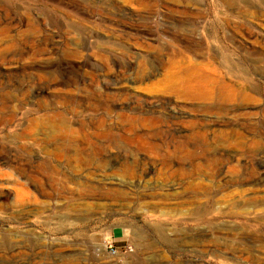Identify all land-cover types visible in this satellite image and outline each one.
Returning a JSON list of instances; mask_svg holds the SVG:
<instances>
[{
	"label": "rangeland",
	"instance_id": "1",
	"mask_svg": "<svg viewBox=\"0 0 264 264\" xmlns=\"http://www.w3.org/2000/svg\"><path fill=\"white\" fill-rule=\"evenodd\" d=\"M192 65L236 99L166 94ZM0 112V264H264V0H0Z\"/></svg>",
	"mask_w": 264,
	"mask_h": 264
},
{
	"label": "bare ground",
	"instance_id": "2",
	"mask_svg": "<svg viewBox=\"0 0 264 264\" xmlns=\"http://www.w3.org/2000/svg\"><path fill=\"white\" fill-rule=\"evenodd\" d=\"M65 68H67V67H65ZM202 70H203L202 67L197 66V65H192L188 68H185L180 74L167 75L164 79V88H165V91L167 92L166 94L172 93L179 100L181 99L183 101H185V100H188V101L189 100H191V101H194V100L195 101H198V100L206 101V100H211L212 98H214L215 93H217L216 90H218L219 91L218 94L220 93L219 97H221L222 100L232 102L236 99V96H237L236 92L229 85H227L224 82H220L218 79L207 75ZM67 82L69 83L70 81H67ZM0 113H2V112H0ZM228 116H229V114H228ZM5 118H9V115L5 116ZM150 121L154 124L153 120H142L138 124H133V125L130 124L129 125L130 131H128V132H129V135H132V138H130V136L127 137V136L122 135V141H128L131 143L137 141V143H139V147H140L141 151H144V152H147V153H150L153 155L156 154L157 156H160L164 162H168L170 149L175 151L178 149L179 146L177 144L169 146L170 142L168 143L167 141L166 142H163V141L156 142L150 133H148L147 131L144 132V128L148 126V123ZM4 122H6L5 119L0 120V125H2ZM194 125L195 124H190L189 128L192 129ZM137 126H140V128L143 130V132H139L133 136V134H130V133L133 132L132 130L136 129ZM152 126H154V125H152ZM67 127L65 129L66 134L63 136L59 135L60 131L58 130V128H56V127L51 128L49 130V133H48L46 139L48 141H50L55 146V148L60 149L63 152H65L66 155L71 154L72 158L74 157V159L78 162V164L80 166H86L85 164H87L89 162L90 156H91V149L89 148L90 146L87 143L88 139L83 138V140H81L80 142H76L72 137L71 128H69V127L67 128ZM191 131H190V135H191ZM109 132H112V131L109 130ZM216 134H218V133L216 132ZM191 137L192 136H190V138ZM190 138L188 136H185V139H187V140ZM207 146H208V144L203 145L204 148H202V150L206 151ZM45 148H47V147H45ZM192 150L195 151V149H192ZM186 152H188V151L186 150ZM206 160H208V159H206ZM3 164L10 167L14 171H17V167L12 166V163L9 160H4V159L1 160L0 159V167ZM17 166L19 167L21 165H17ZM19 171L21 172L20 173L21 178H26L27 181L30 183L38 182L35 175H32L31 172H27L22 168ZM71 181L74 182L75 184L77 183V180H71ZM111 182L115 183V184L117 183L116 185L119 188H125V185L123 182H119L118 180L111 181ZM110 197L114 200H117V201H124V200L128 199L127 195L123 191L120 193H112L110 195ZM0 198H2V199L7 198V193L5 191H3L1 188H0ZM14 246L15 245L13 244L12 247H14ZM19 264H26V263L21 261Z\"/></svg>",
	"mask_w": 264,
	"mask_h": 264
},
{
	"label": "crops",
	"instance_id": "3",
	"mask_svg": "<svg viewBox=\"0 0 264 264\" xmlns=\"http://www.w3.org/2000/svg\"><path fill=\"white\" fill-rule=\"evenodd\" d=\"M122 231L121 230H118V234L117 235H113L112 237V240L110 242H113V243H119L120 242V239L121 237L123 236V234L121 233Z\"/></svg>",
	"mask_w": 264,
	"mask_h": 264
},
{
	"label": "built area",
	"instance_id": "4",
	"mask_svg": "<svg viewBox=\"0 0 264 264\" xmlns=\"http://www.w3.org/2000/svg\"><path fill=\"white\" fill-rule=\"evenodd\" d=\"M108 251H109L111 254H113V255H115V254L118 253V250L115 249V248H113V247H108Z\"/></svg>",
	"mask_w": 264,
	"mask_h": 264
}]
</instances>
